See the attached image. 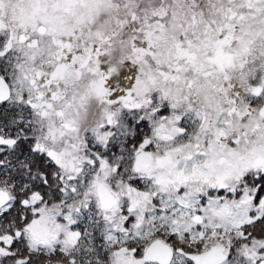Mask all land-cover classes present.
<instances>
[{"label": "snow or ice", "instance_id": "1", "mask_svg": "<svg viewBox=\"0 0 264 264\" xmlns=\"http://www.w3.org/2000/svg\"><path fill=\"white\" fill-rule=\"evenodd\" d=\"M0 264H264V0H0Z\"/></svg>", "mask_w": 264, "mask_h": 264}]
</instances>
